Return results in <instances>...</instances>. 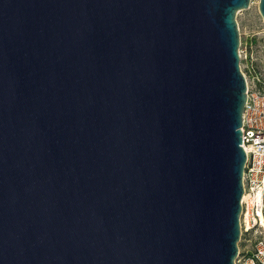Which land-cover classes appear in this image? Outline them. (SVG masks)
I'll use <instances>...</instances> for the list:
<instances>
[{"label": "water", "instance_id": "obj_1", "mask_svg": "<svg viewBox=\"0 0 264 264\" xmlns=\"http://www.w3.org/2000/svg\"><path fill=\"white\" fill-rule=\"evenodd\" d=\"M250 5L0 0V264H236Z\"/></svg>", "mask_w": 264, "mask_h": 264}, {"label": "built area", "instance_id": "obj_2", "mask_svg": "<svg viewBox=\"0 0 264 264\" xmlns=\"http://www.w3.org/2000/svg\"><path fill=\"white\" fill-rule=\"evenodd\" d=\"M252 3V0H251ZM249 43L239 47L240 69L247 99L242 116V146L246 153L241 200V238L236 264H264V66Z\"/></svg>", "mask_w": 264, "mask_h": 264}, {"label": "rangeland", "instance_id": "obj_3", "mask_svg": "<svg viewBox=\"0 0 264 264\" xmlns=\"http://www.w3.org/2000/svg\"><path fill=\"white\" fill-rule=\"evenodd\" d=\"M236 18L241 46L249 43L248 46L257 58V62L264 66V20L259 12V0H252L250 8L241 10Z\"/></svg>", "mask_w": 264, "mask_h": 264}, {"label": "bare ground", "instance_id": "obj_4", "mask_svg": "<svg viewBox=\"0 0 264 264\" xmlns=\"http://www.w3.org/2000/svg\"><path fill=\"white\" fill-rule=\"evenodd\" d=\"M254 2V1H253Z\"/></svg>", "mask_w": 264, "mask_h": 264}]
</instances>
